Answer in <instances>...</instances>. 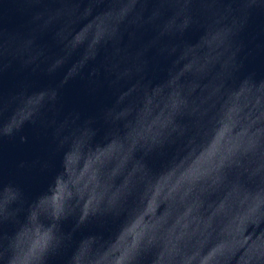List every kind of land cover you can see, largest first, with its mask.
Masks as SVG:
<instances>
[{
	"label": "water",
	"instance_id": "95a60500",
	"mask_svg": "<svg viewBox=\"0 0 264 264\" xmlns=\"http://www.w3.org/2000/svg\"><path fill=\"white\" fill-rule=\"evenodd\" d=\"M0 50L132 131L264 178V0H0Z\"/></svg>",
	"mask_w": 264,
	"mask_h": 264
}]
</instances>
